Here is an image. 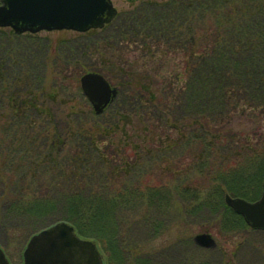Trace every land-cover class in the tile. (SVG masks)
<instances>
[{
    "label": "trees",
    "instance_id": "trees-1",
    "mask_svg": "<svg viewBox=\"0 0 264 264\" xmlns=\"http://www.w3.org/2000/svg\"><path fill=\"white\" fill-rule=\"evenodd\" d=\"M121 20L124 27L108 36L106 43L112 47L122 37V42L136 40L142 57L161 65L159 72L151 74L152 70L127 61L106 62L100 56L101 64L117 74L118 81L114 82L109 70H91L118 88L115 101L96 115L81 93L80 76L76 77L73 90L82 103L72 100L68 104L70 114L62 130L55 111L44 100L51 102L64 92L68 70L55 61L78 43L59 41L55 56L44 38L0 32V174L11 169L5 179L0 178V189L5 190L0 210L18 227L26 226L28 236L43 229L33 226L34 220L53 216L52 222L67 221L99 246V241L108 244L115 255L118 241L108 222H115L120 205L132 204L145 193L149 195L146 203L160 209L176 202L173 196L178 194L190 215L214 213L220 220L215 226L219 232L250 230L224 197L228 193L254 201L262 192L264 130L259 127H264V0H168ZM113 23L84 35L86 43L81 40L75 53L86 57L83 53L89 49L97 54L94 42L107 35ZM207 26L210 31L207 28L203 36L197 32ZM48 52L53 60L47 67L40 58ZM170 52L181 53L184 65L176 72H161V60ZM50 68L53 78L48 83L45 70ZM239 113L252 122L251 135L233 127ZM126 127L133 130L131 137L125 135ZM116 130L123 131V139L128 140L123 144L129 143L134 152L114 147L122 150L110 168L109 185L117 190L92 195L89 189L98 187L86 176L85 165L105 160L99 139L111 137ZM74 138L75 153H71L68 148ZM187 149L194 159L185 176L174 167L177 163H170L169 170L157 168V179L148 178L153 183L146 190L137 186L141 185L138 177L150 171L147 163L158 156L175 159V154ZM170 179L173 184L167 182ZM13 189L20 191L13 193Z\"/></svg>",
    "mask_w": 264,
    "mask_h": 264
},
{
    "label": "rangeland",
    "instance_id": "rangeland-1",
    "mask_svg": "<svg viewBox=\"0 0 264 264\" xmlns=\"http://www.w3.org/2000/svg\"><path fill=\"white\" fill-rule=\"evenodd\" d=\"M167 1L168 0H112V3L118 13L117 17H119L117 24L114 22V26L106 31L109 33L105 36H102L100 40L94 42V46L99 52H97V54H92L93 51H89L88 49L87 53H83L87 54L86 57L85 55L79 57L75 53L76 51L74 48H76V46H80L82 41V44L86 43L83 36L87 33L82 34L75 31L65 30L50 32L44 31L37 34V36L46 39L45 41L48 44V50L51 48V53L53 55H55V46L59 41L67 40L69 42L71 41V43H78L71 45V49L69 50L70 53H68V51V54L65 56L63 55L65 53L63 51L62 54H60V59L55 61L57 65L60 62L59 66L65 70H68V76H65V81L63 83L64 92L60 93L57 99L51 102L47 99L44 100L45 103L49 104L53 111H55V117H57V122L60 123L61 130L66 127L64 122H66V118L70 114L67 108L68 104L72 102V100H79L82 103L77 91L73 90V87L75 88L74 82L76 77L91 72L94 68L109 70L101 64L100 56L104 55V60L106 62L113 61L117 64L116 61H124L125 63L127 61L130 62L133 67H137L139 69L145 67L149 69V71L152 70L150 72L151 74H153L155 71L156 73L159 72L158 70L161 65L158 62H149L148 59L143 58L142 52L139 49L138 42H136V40L135 43L130 41L122 42L124 39V37H122V43L120 42V44L114 45L112 47L109 43H106V40L108 39V36H111L114 32H119L120 27H124V22L122 20L120 21L122 17L133 15L135 12L141 11L145 7H150L154 4L165 3ZM138 17L142 18L145 16L138 15ZM211 24L214 25V23ZM207 28L209 29L207 32H209L210 28L208 26L202 30H198L197 32H200V35L203 36V32H206L205 30ZM0 32H10V29L0 28ZM211 32L215 31H213L211 28ZM102 38H105L104 41H102ZM197 39L200 42L201 36H199ZM194 41L195 39L192 40V43ZM194 45H197V43ZM90 47L92 46H87L85 49ZM181 58V53L170 52L169 56L164 57L163 60H161L163 64L161 72L165 70L170 72H176L177 70H180L184 65V60L181 61ZM52 60L53 58L49 52L46 55H41L40 58L42 64L44 63L45 65V63H47V67ZM50 67H52V64ZM110 70L107 71V73L111 76V78H113V80H115L114 82L116 83V78H118V75L112 73L113 71ZM45 73L48 77V83H50L51 79L53 78L52 68L45 70ZM165 75H168V73ZM135 120H138V118L135 117ZM233 127L236 128L235 130L240 132L242 135L248 133L251 135L254 128L252 122L249 123V120L243 117L242 113H239L236 115V118H234ZM120 128H123V126ZM259 128L262 129V131L264 130V127ZM126 130L128 132L125 134L127 137H131L134 134L133 130H131L129 127H126ZM160 131H166V129ZM168 134L169 133L167 132L164 136H167ZM112 137L115 138L113 139ZM252 137L254 138V136ZM106 138H108L107 141L105 140ZM123 138V131L120 132L119 130H116L115 133H111V137L103 136L101 139H99V141L103 142L100 143V146L101 152L105 157V160H103L104 162H87L85 165V168L88 172H86V176H89V181L94 184V186L98 187V189H89L90 194L93 195L96 191H99L104 195H107L108 193L115 191V189L117 190V188L112 186L110 187L109 185L111 176L110 168L114 166L112 164L116 163V158H119L117 154H119V152L122 150L115 149L114 147L117 148L118 146H122L123 150L126 149V153L130 154L134 152V149H130L129 143L125 145L123 144L128 141ZM70 142L73 143L71 144V147L68 148V150H71V153H75L74 145H76V138ZM128 146L129 148H126ZM65 150L68 151L67 147ZM193 157L194 155H191L189 149L179 151L177 154H175V159L172 160L166 157L158 156L155 158L156 160L145 165V167L150 171H146L144 176L140 175L138 177L140 178L138 180V184L141 185H136L140 186L142 191L146 190L145 188L149 187L150 183H153V181L149 182L148 180L150 178L156 177L155 171L158 170L157 168H160L162 171L168 167L167 170H169V167L173 166H168L170 163H177L174 164V167L176 166V168L179 169L178 173H181L179 175L183 177L185 176L184 174L186 173L185 171L188 167V164L192 159H194ZM154 164L156 165V169L152 170ZM177 169L173 171H177ZM4 172L5 174L2 172L0 174V178H2V180L6 178L5 175L10 174L11 169H8V172ZM124 176L125 175H123V177ZM171 177H173V175ZM157 178L158 177H156V179ZM168 178L166 177V179ZM163 182L164 181H161V184ZM167 182L173 184L171 179ZM175 184L176 183H174V185ZM13 190V193H18L20 191L19 189ZM73 190L75 191L78 189L74 188ZM4 191V189H0V198L1 193H4ZM52 193H55V191L53 190ZM87 193L85 195H88ZM104 197L107 199L106 197L108 196ZM147 197H149V195L145 193L143 196L139 197V199L137 198L134 200V203L132 204L126 203L124 205H120L121 207L116 211V215L114 216L115 222L111 223L113 220L108 222V225L110 224L112 227L111 229L115 230L113 233L115 234V240H117L118 243L115 255V253L110 250L111 248L108 246V244L99 241L100 247L107 258V264H141V261H147V263L151 264H264V232L251 233L247 232L246 230L219 232L218 228L215 226L220 224V220L214 217V213L213 216H210L205 212L199 216L190 215L189 209L182 205V201L184 200L179 198L178 194L173 196L176 202H172L168 208L164 209H160L153 205L149 206L148 203H146L149 200ZM257 197L254 199H257ZM12 220L13 219H7L6 214L0 210V243L9 255L13 264H22L24 259L23 254L30 243V240L33 236V231L31 234L29 233L30 235L28 236V231L25 232L26 226L18 227L17 222L15 220V222H13ZM52 220L53 216H48L47 219L34 220L32 222L34 224L33 226L35 227L47 229L57 224V222H52ZM27 225H29V223H27ZM205 234H211V236L215 239L217 243L216 248H204L195 241L197 236H204ZM245 240L249 241L243 245ZM111 257L113 260L112 262ZM116 259L117 261H115Z\"/></svg>",
    "mask_w": 264,
    "mask_h": 264
},
{
    "label": "water",
    "instance_id": "water-1",
    "mask_svg": "<svg viewBox=\"0 0 264 264\" xmlns=\"http://www.w3.org/2000/svg\"><path fill=\"white\" fill-rule=\"evenodd\" d=\"M116 14L112 0H2L0 27H12L17 34L43 30L87 32L103 28ZM80 82L83 94L97 114H101L117 94L99 73H86ZM225 200L250 227L264 230V184L262 197L256 202L230 195H226ZM195 241L203 247L215 246L210 235H199ZM24 259V264H104L97 243L81 238L67 222L35 235L24 252ZM0 264H10L1 247Z\"/></svg>",
    "mask_w": 264,
    "mask_h": 264
}]
</instances>
